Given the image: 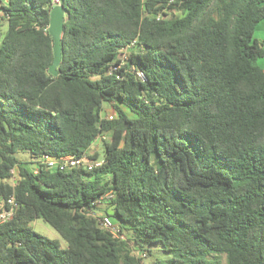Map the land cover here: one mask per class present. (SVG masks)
Returning a JSON list of instances; mask_svg holds the SVG:
<instances>
[{
    "label": "trees",
    "instance_id": "16d2710c",
    "mask_svg": "<svg viewBox=\"0 0 264 264\" xmlns=\"http://www.w3.org/2000/svg\"><path fill=\"white\" fill-rule=\"evenodd\" d=\"M262 22L264 0H0V264H264Z\"/></svg>",
    "mask_w": 264,
    "mask_h": 264
},
{
    "label": "built area",
    "instance_id": "2783aa9c",
    "mask_svg": "<svg viewBox=\"0 0 264 264\" xmlns=\"http://www.w3.org/2000/svg\"><path fill=\"white\" fill-rule=\"evenodd\" d=\"M57 3H59L57 1ZM131 47V45L128 46L127 50ZM103 117L106 120H114L116 117V114L112 113L109 115H106L103 113ZM43 162L45 165L48 166V168H54V169H60L62 171L75 168L78 166H85L88 170H93L95 168H99L104 163V160H89L85 156L82 158H78L76 156L70 155V156H63L58 159H53L48 155H45L43 157ZM112 196V195H111ZM18 204L16 200L12 197L0 204V224L5 223L13 218L15 215L16 210L18 209ZM99 226L109 231L111 234L118 238H123L119 233V228L116 223L113 222L112 218H110L107 215H99ZM142 258H146V253L140 254Z\"/></svg>",
    "mask_w": 264,
    "mask_h": 264
},
{
    "label": "rangeland",
    "instance_id": "374dc122",
    "mask_svg": "<svg viewBox=\"0 0 264 264\" xmlns=\"http://www.w3.org/2000/svg\"><path fill=\"white\" fill-rule=\"evenodd\" d=\"M3 31L4 32L6 31V27H5V29ZM255 38L258 41H260L261 43L264 44V22H262L258 26L257 31L255 33ZM259 65L264 67V58L259 60ZM112 113L115 114L116 112L113 110L111 105L107 104L105 106V114L109 115V114H112ZM92 150H93V153L96 152V153H98L100 155L101 158H103L102 156L104 155V150H103L102 142H101L100 139L97 141V144L95 145V147ZM34 227L39 233H41V234H43V235H45V236H47L49 238L56 239V238L60 237L58 235V233L52 227H50L49 225H46L41 220L36 221L34 223ZM161 248L162 247L159 244L152 245L150 247L152 254L149 256L148 259L144 260V263H146V264L147 263H152V262L158 261L159 259H165V258L169 257V255L166 254L165 252H163L161 250Z\"/></svg>",
    "mask_w": 264,
    "mask_h": 264
},
{
    "label": "water",
    "instance_id": "95a60500",
    "mask_svg": "<svg viewBox=\"0 0 264 264\" xmlns=\"http://www.w3.org/2000/svg\"><path fill=\"white\" fill-rule=\"evenodd\" d=\"M66 12L61 5L55 6L50 14L49 32L54 40V60L49 68L50 74L59 76L58 68L62 61V36L65 27Z\"/></svg>",
    "mask_w": 264,
    "mask_h": 264
},
{
    "label": "crops",
    "instance_id": "0c3cea01",
    "mask_svg": "<svg viewBox=\"0 0 264 264\" xmlns=\"http://www.w3.org/2000/svg\"><path fill=\"white\" fill-rule=\"evenodd\" d=\"M262 67V66H261ZM264 69V67H262ZM97 144V142L92 146V149L95 147V145Z\"/></svg>",
    "mask_w": 264,
    "mask_h": 264
}]
</instances>
